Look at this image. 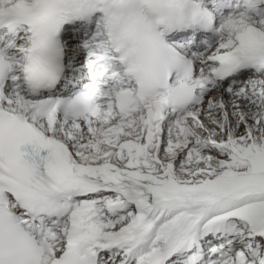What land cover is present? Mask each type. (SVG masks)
Listing matches in <instances>:
<instances>
[{
    "label": "snow or ice",
    "instance_id": "snow-or-ice-1",
    "mask_svg": "<svg viewBox=\"0 0 264 264\" xmlns=\"http://www.w3.org/2000/svg\"><path fill=\"white\" fill-rule=\"evenodd\" d=\"M0 264H264V0H0Z\"/></svg>",
    "mask_w": 264,
    "mask_h": 264
}]
</instances>
